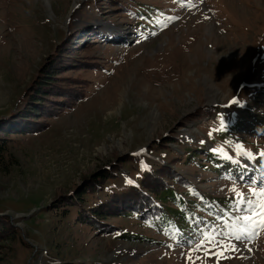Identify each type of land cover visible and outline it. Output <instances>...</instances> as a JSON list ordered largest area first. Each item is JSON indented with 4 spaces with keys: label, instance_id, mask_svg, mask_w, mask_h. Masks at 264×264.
<instances>
[{
    "label": "rangeland",
    "instance_id": "obj_1",
    "mask_svg": "<svg viewBox=\"0 0 264 264\" xmlns=\"http://www.w3.org/2000/svg\"><path fill=\"white\" fill-rule=\"evenodd\" d=\"M71 40L64 60L76 66L62 76L85 97L28 122V88ZM43 115L46 130H23L42 129ZM0 129V217L18 229L0 264H264L252 195L264 190V0H0ZM196 149L221 162L192 161ZM114 168L89 205L160 169L158 181L185 192L164 176L172 169L225 209L174 241L135 215L97 230L54 208Z\"/></svg>",
    "mask_w": 264,
    "mask_h": 264
},
{
    "label": "trees",
    "instance_id": "obj_2",
    "mask_svg": "<svg viewBox=\"0 0 264 264\" xmlns=\"http://www.w3.org/2000/svg\"><path fill=\"white\" fill-rule=\"evenodd\" d=\"M70 46H73L72 40L69 43L63 42L57 46L55 52L49 56L44 66L40 69L35 81L28 88L27 96L29 97L26 98L27 103L29 106L36 107L35 109L31 108V111L26 113L27 116L25 118H27L28 122H33L32 119H34V117L30 116V113L36 111L40 114L56 115L60 113L62 108L70 107L76 101H80L85 97V93H82L83 87L80 86L83 83H72L71 80L73 79L62 76L64 73L63 68L76 66L70 61L64 60L66 49ZM76 62L81 63V65L92 66L95 61ZM44 116L40 117L39 121H36V124L43 126L42 129L34 130L32 127H25L28 130H23L26 132H42L46 130L45 121L40 120L50 117ZM7 152L8 146L5 143H0V159ZM188 153L192 161L204 155L206 156L205 160H208L213 166L221 162V160L212 157L210 152L204 149H196L193 152L188 151ZM135 158L138 160V157ZM159 172H161V169L156 172L157 177H155L156 175H146L138 186H132L122 193H114L99 204L89 205L87 201L88 195L103 192L110 180H116L120 176L118 169H103L96 177L85 180V188L81 192H77L72 196L62 197L61 200L54 203L56 204L54 208L62 211L67 216L74 210L76 220L93 226L97 230H99L101 225L105 226V222L109 218L135 215L174 241L180 240L183 235L193 231L195 227L202 226L205 228L204 223L213 224L212 220L218 216L214 215L213 212L225 209L222 201L215 200L217 204L210 203L203 190L196 187L182 175L176 174L172 169L168 171L169 177L167 175L164 176L170 180H175V185L182 186L185 192H180L177 187L172 186L170 183L166 184L164 179L163 181H158L156 178H159ZM155 184L156 186L153 187ZM149 196H151V200L148 199ZM203 212L209 216V219L202 216ZM114 213L119 215H113ZM102 231L110 232L109 229L101 230L100 232ZM17 236L18 229L7 217L1 216L0 249L4 247V243L16 241Z\"/></svg>",
    "mask_w": 264,
    "mask_h": 264
},
{
    "label": "snow or ice",
    "instance_id": "obj_3",
    "mask_svg": "<svg viewBox=\"0 0 264 264\" xmlns=\"http://www.w3.org/2000/svg\"><path fill=\"white\" fill-rule=\"evenodd\" d=\"M234 103H235V101H234ZM221 126H223V124ZM210 135H211V133H210ZM233 147H234L235 155L237 157H245L247 159H253L254 158V155L251 152L247 151L242 145H235ZM219 151H222V150H219ZM262 155H264V154H262ZM224 156H225V158H227L229 160L233 159V157L231 155H228L227 153H224ZM233 191L235 192V189H233ZM252 195L260 197V200H261L260 208H259L260 223L257 226L264 227V190H261L260 192L253 191ZM237 196L240 198V202L241 203L246 202L248 207L253 212H255L257 210L251 199H248L247 201H245L242 193H237ZM245 219H247V218H245ZM209 239H211V238H209ZM236 239L239 240V239H241V237L238 236V237H236ZM201 247H202V245H201Z\"/></svg>",
    "mask_w": 264,
    "mask_h": 264
}]
</instances>
